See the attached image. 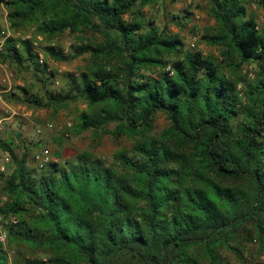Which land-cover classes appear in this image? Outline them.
I'll return each mask as SVG.
<instances>
[{"label":"trees","instance_id":"16d2710c","mask_svg":"<svg viewBox=\"0 0 264 264\" xmlns=\"http://www.w3.org/2000/svg\"><path fill=\"white\" fill-rule=\"evenodd\" d=\"M164 1H5L13 23H32L46 37L66 30L103 37L74 46L71 56L87 52L91 64L67 75L68 92L47 89V97L61 106L76 91L97 106L79 114L80 129L114 123L115 137L133 140L111 161L83 151L38 169L1 144L14 164L3 186L11 198L0 206V215L17 219L7 240L47 255L21 264H225L223 249L241 259L236 236L247 224L264 255V27L247 0H208L217 28L203 39L219 46L230 69L257 65L256 78L239 88L217 58L184 49L145 16V6ZM252 1L264 9V0ZM184 12L172 20L184 25L191 19ZM2 46L14 61L38 59L29 39L9 37ZM45 50L67 58L53 46ZM14 96L48 106L23 88ZM158 112L169 125L150 134ZM0 264H8L1 242Z\"/></svg>","mask_w":264,"mask_h":264},{"label":"rangeland","instance_id":"374dc122","mask_svg":"<svg viewBox=\"0 0 264 264\" xmlns=\"http://www.w3.org/2000/svg\"><path fill=\"white\" fill-rule=\"evenodd\" d=\"M6 0H0V45L7 38L14 40L29 39L34 50L38 52L35 64L23 59L14 61L6 56L3 46H0V206L9 201L11 196L4 191V179L13 170L11 154L2 147L5 143L18 157L26 155V163L31 168H37L33 153L42 146H47L52 155L59 158L58 163H64L66 159L83 151H88L106 161L112 160L114 151L121 148H130L133 140L126 135L115 137L111 131L114 123L108 124L102 129H80L78 116L80 113H92L97 106L90 107L87 101L78 94L71 92V97L66 99L61 106L50 103L46 90L51 92H68V74L78 77L82 71L87 70L90 62V54L71 56L74 46L84 43L102 41L103 37L90 30L64 31L52 37H46L37 33L32 23L27 21L13 23L9 18V9ZM247 10L255 14L259 30L264 27V9L252 0H247ZM189 11L191 19L180 24L172 20L173 14H184ZM148 19L154 21L159 29L166 30V34L177 36L186 50H198L203 55L217 58L221 71L227 76L238 79L240 88L243 83L253 81L256 78L257 65L254 61L243 62L238 67L230 69L222 60L219 46L208 43L203 39L206 33L216 31L215 19L209 13L208 0H165L163 3H155L143 8ZM194 43V46L191 43ZM53 46L61 53L67 55L66 59H54L45 50V47ZM42 58V61L39 60ZM163 59L173 61L172 54H164ZM166 68V67H165ZM52 71L49 76L40 71ZM251 72L252 75L249 73ZM149 73V72H148ZM152 75L157 74L151 71ZM26 89L30 96L38 97L48 106H37L14 95H20ZM70 123V127H68ZM169 125V119L163 112L154 116L153 127L150 134H159ZM38 169V168H37ZM14 216L0 215V223L6 231V241L3 247L7 254L8 264H21L18 260L35 259L45 261L47 255L43 251L32 249L26 244L11 243L7 240V229L11 224L10 218ZM247 233L236 236L238 255L228 249L222 250L225 264H254L262 259L259 241L253 235L251 224L245 225ZM252 237L251 240H249ZM248 238V239H247ZM234 243V242H233ZM262 261V260H261ZM203 264H208L202 259ZM262 264V262H261Z\"/></svg>","mask_w":264,"mask_h":264},{"label":"built area","instance_id":"2783aa9c","mask_svg":"<svg viewBox=\"0 0 264 264\" xmlns=\"http://www.w3.org/2000/svg\"><path fill=\"white\" fill-rule=\"evenodd\" d=\"M191 45L194 46V43L192 42ZM39 60L42 61V58L39 57ZM166 69L171 71L169 66ZM249 74L252 75L251 72ZM241 94L242 93L240 92V95ZM67 125L68 127L71 126L70 123H68ZM33 160L38 168H44L48 163L51 162H59V158L52 155L50 149L47 146H42L35 150L33 153ZM10 221L12 223H16L17 219L15 217H11ZM5 241L6 231L2 228V223H0V242L4 244ZM262 257L264 258V255Z\"/></svg>","mask_w":264,"mask_h":264}]
</instances>
